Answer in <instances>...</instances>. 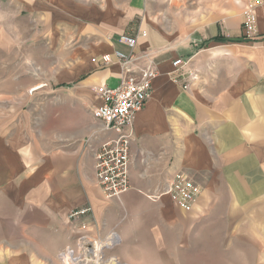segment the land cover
Listing matches in <instances>:
<instances>
[{
    "label": "crops",
    "instance_id": "1",
    "mask_svg": "<svg viewBox=\"0 0 264 264\" xmlns=\"http://www.w3.org/2000/svg\"><path fill=\"white\" fill-rule=\"evenodd\" d=\"M261 1L258 38L249 41L239 0H225L226 13L191 31L176 21L156 25L147 0H0V101L43 93L54 101L33 140L7 119L24 112L22 103L0 107V264H64L58 254L81 236L88 247L81 264H163L172 252L179 260L181 250L185 259L186 218L167 196L151 198L176 173L201 188L191 213L217 211L227 196L229 211H253L263 232ZM124 34L138 36L132 49L119 42ZM116 51L140 59L126 69ZM12 52L34 72L13 71ZM176 59L186 63L179 81ZM147 66L158 75L133 122L131 189L108 200L94 172L93 151L110 136L92 117L95 89ZM50 70L54 76L44 77ZM74 81V92H54ZM30 85L42 87L26 92ZM82 209L88 212L73 215ZM253 260L264 264V252Z\"/></svg>",
    "mask_w": 264,
    "mask_h": 264
},
{
    "label": "built area",
    "instance_id": "2",
    "mask_svg": "<svg viewBox=\"0 0 264 264\" xmlns=\"http://www.w3.org/2000/svg\"><path fill=\"white\" fill-rule=\"evenodd\" d=\"M242 3L241 28L244 40L254 41L258 38L257 9L261 0H239ZM142 32L140 36H145ZM138 36L121 35L119 42L128 48H133ZM121 65L128 69L140 58L133 54L126 55L120 51L114 53ZM104 63L110 62L109 56H103ZM186 63L181 59L174 60V78L179 81L181 68ZM158 71L153 66H147L137 76H129L114 87L99 85L95 89L98 105L92 110V117L101 125V131L109 134L101 145L93 151L94 172L104 197L108 200L119 199L131 189L129 166L132 159L131 142L133 141V122L135 116L145 107L151 92L152 82ZM187 89V85L182 86ZM201 193L200 187L183 173H176L166 181L161 190L152 195L153 200L167 196L171 204L184 213H191ZM88 212L82 209L73 215ZM85 236L78 238L74 247H66L58 254L64 264H81L82 254L88 250Z\"/></svg>",
    "mask_w": 264,
    "mask_h": 264
},
{
    "label": "rangeland",
    "instance_id": "3",
    "mask_svg": "<svg viewBox=\"0 0 264 264\" xmlns=\"http://www.w3.org/2000/svg\"><path fill=\"white\" fill-rule=\"evenodd\" d=\"M150 14L148 19L156 25L168 27L170 21H176L181 28L191 31L193 28L207 24L217 15L226 13L225 0H147ZM231 1V0H229ZM262 5V4H261ZM260 7V6H259ZM258 7V8H259ZM25 56V53H24ZM24 57H20L18 53L11 54V61L16 62L13 65V71L17 73L34 72L31 67L20 68L18 63L25 62ZM2 60V54H0ZM45 73L44 77H53L51 72ZM56 71V70H55ZM66 79V78H65ZM61 80V79H60ZM60 84H67L69 87H58ZM13 87V86H12ZM55 93H72L75 91L76 83L64 82L56 85ZM33 85L26 88V92H32ZM49 90L50 88H45ZM25 92V91H24ZM50 94V93H48ZM33 99L22 101H0L2 105L9 106L12 110L20 108L21 104L24 110L21 115L10 119L11 125L19 123L24 127L26 137L33 140L40 125L45 124L44 116L48 112L50 104L54 101L49 95L43 93L42 96L32 95ZM65 99V97H62ZM3 119V118H1ZM6 120V118H4ZM50 117L47 119L49 121ZM101 126V125H100ZM201 189V188H200ZM215 200V198H213ZM229 198L222 196L218 200V205L213 208H218L217 211H211L208 214L196 215L193 213H183L186 218V258H182V250L178 260V252L171 254L169 263L166 261L163 264H255L254 257H258L259 253L264 252V230L260 233L259 223L255 221L253 211H248L246 214L238 212L234 214L229 211ZM216 204V203H215ZM181 212V211H180ZM247 226V228H245ZM166 254V253H165ZM176 255V256H175ZM157 263V262H156Z\"/></svg>",
    "mask_w": 264,
    "mask_h": 264
},
{
    "label": "bare ground",
    "instance_id": "4",
    "mask_svg": "<svg viewBox=\"0 0 264 264\" xmlns=\"http://www.w3.org/2000/svg\"><path fill=\"white\" fill-rule=\"evenodd\" d=\"M40 87H42V86H37V87H35L34 89H38V88H40Z\"/></svg>",
    "mask_w": 264,
    "mask_h": 264
}]
</instances>
